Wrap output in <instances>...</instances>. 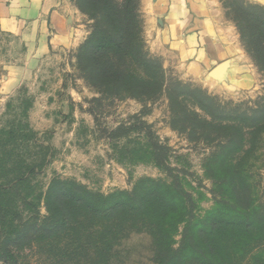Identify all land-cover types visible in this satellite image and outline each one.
I'll use <instances>...</instances> for the list:
<instances>
[{
	"label": "rangeland",
	"instance_id": "obj_1",
	"mask_svg": "<svg viewBox=\"0 0 264 264\" xmlns=\"http://www.w3.org/2000/svg\"><path fill=\"white\" fill-rule=\"evenodd\" d=\"M70 2L85 25L80 42L55 48L37 76L36 89L21 88L0 100V131L8 132L0 134V182L9 184L23 172L37 194L62 179L109 195L131 192L145 178L162 180L189 193L192 222L217 203L232 210L229 168L211 160L218 152L216 158H240L233 173L251 190L243 205L264 211V125L256 134H246L243 152L234 129L195 125L174 100L182 99L196 116L210 120L199 102L207 105V98L213 99L227 108L216 125H234L241 113L252 115L249 108L264 99V73L246 51L237 24L246 38L252 19L264 33L259 24L264 0H138L143 52L164 80L157 93L137 92L136 97L109 93L91 81L79 53L99 22L92 17L97 9L92 0ZM263 33L258 32L260 37ZM244 124L238 127L248 132L252 125ZM221 141L224 149L218 147ZM41 213L46 214L44 202ZM186 226L179 224L175 248L184 235L195 233L194 226L185 233ZM38 249L23 246L19 264H59ZM117 264H153L150 238L134 234Z\"/></svg>",
	"mask_w": 264,
	"mask_h": 264
},
{
	"label": "trees",
	"instance_id": "obj_2",
	"mask_svg": "<svg viewBox=\"0 0 264 264\" xmlns=\"http://www.w3.org/2000/svg\"><path fill=\"white\" fill-rule=\"evenodd\" d=\"M92 3L97 9L92 17L99 22L79 53L91 81L115 95L128 93L136 97L137 92L149 93L153 89L157 93L164 79L143 52L136 13L138 0H92ZM249 22L250 38H246L242 24L237 25L246 51L264 73V33L254 26V19ZM259 24L264 27V21ZM174 100L184 107V118L195 125L234 129L243 152L246 134H256L264 125V99L255 108H249L252 115L241 113V122L234 125H216L219 113L227 108L215 105L211 98H207V105L199 102L211 121L196 116L183 105L182 99ZM243 122L252 125L248 126V132ZM240 125L245 126L239 128ZM232 142L230 139L228 144ZM225 145L221 141L218 147L224 149ZM213 154L211 160H218L219 167L227 166L232 176L235 195L232 210L217 203L205 216L193 217L192 222L189 193L182 185H168L162 180L145 178L131 192L109 195L62 179H55L47 192L37 194L23 172L9 184L0 182V262L19 264L23 246L28 245L31 250H43L59 264H117L125 242L134 234H144L150 238L153 264H264L263 208L251 203L243 205L251 190L245 188L241 176L233 173L242 161L228 156L220 159L216 158L218 152ZM42 201L45 215L41 213ZM181 223H188L185 233L190 226L196 231L184 235L175 248Z\"/></svg>",
	"mask_w": 264,
	"mask_h": 264
},
{
	"label": "crops",
	"instance_id": "obj_3",
	"mask_svg": "<svg viewBox=\"0 0 264 264\" xmlns=\"http://www.w3.org/2000/svg\"><path fill=\"white\" fill-rule=\"evenodd\" d=\"M71 5L70 0H0V35L5 38L0 47V100L21 88L36 89L37 76L55 48L80 42L85 25Z\"/></svg>",
	"mask_w": 264,
	"mask_h": 264
}]
</instances>
